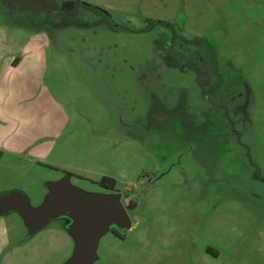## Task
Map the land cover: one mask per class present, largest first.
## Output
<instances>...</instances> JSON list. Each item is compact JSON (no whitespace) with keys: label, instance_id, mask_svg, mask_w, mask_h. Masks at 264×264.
Wrapping results in <instances>:
<instances>
[{"label":"rangeland","instance_id":"1","mask_svg":"<svg viewBox=\"0 0 264 264\" xmlns=\"http://www.w3.org/2000/svg\"><path fill=\"white\" fill-rule=\"evenodd\" d=\"M56 1L81 6L72 17L25 24L0 1V77L4 60L18 65L1 90L10 98L0 123L38 141L0 191L23 192L38 208L63 178L88 197L135 201L126 229L110 225L97 236L91 264H264V0ZM166 21L215 44L227 80L215 128L202 126L209 104L195 71L171 66L155 44L169 35ZM210 53L201 50V64ZM152 97L194 117L191 127L174 116L144 125ZM7 218L21 249L8 246L3 264L71 258L69 211L34 232L23 217Z\"/></svg>","mask_w":264,"mask_h":264},{"label":"trees","instance_id":"2","mask_svg":"<svg viewBox=\"0 0 264 264\" xmlns=\"http://www.w3.org/2000/svg\"><path fill=\"white\" fill-rule=\"evenodd\" d=\"M2 6L7 9L10 14L24 15L30 22L36 20L40 16L51 18L53 15L64 13L69 17L74 16L78 11V6H81L79 2H75L73 7L64 9L56 0H0ZM68 21H66L67 23ZM42 24V23H41ZM162 24L169 30V35H161L155 40L156 46L165 52L170 59V65L176 68H190L195 71L196 81L201 90L203 98L206 99L209 107L203 111L201 118L203 119L202 126L215 125L216 123H222L223 121L218 118L215 113V107L223 108L227 110V100L225 96L221 94L223 91L226 93L223 85L227 80L222 74L220 61L218 59V52L215 44L205 37H198L196 35L187 36L183 34L180 29L175 28L171 22H162ZM41 27L42 25H39ZM48 27V25H45ZM46 29L45 27H43ZM210 49V59L208 64H201L200 52L202 49ZM222 91V92H221ZM220 94V95H219ZM231 95L229 92L228 97ZM215 97L217 102H215ZM214 99V100H213ZM217 105V106H216ZM183 114V115H180ZM171 116L183 119V122H194V117L190 116L187 112H179L174 114L172 108H167L164 102L160 99L152 97L149 114L144 125L149 126L152 122L163 120L166 122ZM187 122V125H189ZM219 123V124H220ZM191 127V125H189ZM215 128V126H214ZM216 131V130H215ZM138 136L137 134H135ZM217 135H219L217 133ZM101 182L109 183L107 188L114 189V179L103 177ZM136 202L133 200L128 201L127 209L131 210L135 208ZM115 234L117 232H114Z\"/></svg>","mask_w":264,"mask_h":264},{"label":"water","instance_id":"3","mask_svg":"<svg viewBox=\"0 0 264 264\" xmlns=\"http://www.w3.org/2000/svg\"><path fill=\"white\" fill-rule=\"evenodd\" d=\"M45 203L38 208L28 206L27 199L7 194L0 198V207L17 210L31 232L42 227L50 218L69 211L73 217L70 233L74 237L71 258L65 264H91L95 257L97 236L110 225L126 229L130 225L127 208L115 194L88 197L73 191L66 180L49 184Z\"/></svg>","mask_w":264,"mask_h":264},{"label":"crops","instance_id":"4","mask_svg":"<svg viewBox=\"0 0 264 264\" xmlns=\"http://www.w3.org/2000/svg\"><path fill=\"white\" fill-rule=\"evenodd\" d=\"M6 14L10 15L8 13H6ZM22 23L31 24L30 21H28V20L25 21V19H24V21H22ZM12 58H13V56L8 58L7 60H4V63L2 64V69H3L4 75L0 77V82H2L4 84L0 85V103L2 102L3 105L7 104L8 99L10 98V93H7L5 88L3 89L2 92H1V90L4 87V85H7L6 83H8L10 81L12 76H14L13 70L18 66V65L13 66V64L11 62ZM23 75H25V74H23ZM8 125H9L8 121L3 122L2 124L0 123V175H1L0 176V185L4 184L6 182L5 181L6 176H7L6 173H7L8 169H10V168L12 169V167H16V168L20 169V167L22 166V164L20 162L21 158L26 157V155L28 154V152L30 150H32L36 146H38V141L36 138L29 139L28 141L25 140V142H24L23 140H21L22 139V137L20 136L21 134L18 135V138H17V135L15 132H13L14 135H12V129L11 128L9 129ZM7 155H14L16 157L14 165L12 163L6 161ZM50 183H52V182H50ZM7 194H11V193L0 191V198L7 195ZM13 194H15L16 196L24 197L25 199H28L23 192H13ZM9 214L13 215L15 221H18V219L22 220V216L17 210L7 208L5 205H1L0 216L1 215L2 216L0 217V219H2V222H4V224H5V221L8 219L7 216ZM10 229L11 228L7 227L5 224V228L0 233L1 239L4 236V238L0 242V264H3L4 261L7 258H9L10 254L12 253L13 248L10 247L9 249H7L8 246L12 245L16 249V247L14 246V243H13L14 241H16V237H12V234L16 235V232L14 231V232L10 233ZM68 242H69L68 243L69 250H72L74 247V241L68 239ZM20 249H16V252L19 251ZM9 252H10V254H9Z\"/></svg>","mask_w":264,"mask_h":264},{"label":"flooded vegetation","instance_id":"5","mask_svg":"<svg viewBox=\"0 0 264 264\" xmlns=\"http://www.w3.org/2000/svg\"><path fill=\"white\" fill-rule=\"evenodd\" d=\"M214 109H215V108H214ZM108 189H109V188H108ZM111 190H113V189H111ZM110 194H111V193H110ZM126 206H127V205H126ZM126 206H125V207H126ZM126 208H127V207H126Z\"/></svg>","mask_w":264,"mask_h":264}]
</instances>
